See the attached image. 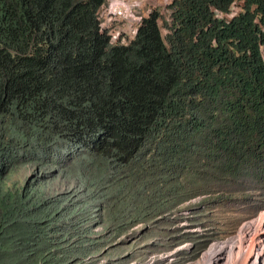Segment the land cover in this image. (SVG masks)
<instances>
[{
    "label": "trees",
    "instance_id": "obj_1",
    "mask_svg": "<svg viewBox=\"0 0 264 264\" xmlns=\"http://www.w3.org/2000/svg\"><path fill=\"white\" fill-rule=\"evenodd\" d=\"M105 2L0 0V264L191 260L211 205L264 195V0H173L125 45Z\"/></svg>",
    "mask_w": 264,
    "mask_h": 264
},
{
    "label": "rangeland",
    "instance_id": "obj_2",
    "mask_svg": "<svg viewBox=\"0 0 264 264\" xmlns=\"http://www.w3.org/2000/svg\"><path fill=\"white\" fill-rule=\"evenodd\" d=\"M161 31L162 34L164 35L165 27L162 24V22H161ZM218 188L220 189V191L226 190L224 186L216 187V189ZM251 193L254 194V195L249 194L252 202L251 204L246 203L249 200V196L245 194V196L242 198H236L230 200L229 202L221 203L217 207H213L211 205V210H210L211 213L208 216H206L205 219L209 222V225L212 227L213 232L215 234L217 233V235H215V237L209 243V245L194 259L188 260L185 254L183 255L175 254L178 250H184V249L189 250L190 248L186 244L182 245L176 250H170V251L165 250L161 252H156V251H151L152 249L151 240L138 244V242H133L135 240V237H132L128 241V244L130 245L128 248H124L116 251L115 256L102 257L99 260V262H97V264H109L113 262L115 258H119V257H122V259L125 258L126 260H129L128 264H191L193 262H196L197 260L199 261L203 256L204 251H206L213 243L215 242L218 243V241L223 242V240L226 241V239L233 236L236 237L240 228L243 226V224L245 225L247 221L253 222L254 220H259L264 217V214L262 215L264 206H262L257 211H255V207H254V205L260 204L262 203V201L264 203V195L258 197V195L260 194L262 195L260 191H258L257 193H255V191H251ZM262 197L263 199H261ZM198 199H193L191 201L196 202ZM192 209L194 208L192 207ZM191 210L190 208H185L182 210V213L188 216V213L191 212ZM259 215L262 216L260 217ZM186 222L188 221H183L179 223V225H183ZM200 229L201 227L198 226L196 230L200 231Z\"/></svg>",
    "mask_w": 264,
    "mask_h": 264
},
{
    "label": "built area",
    "instance_id": "obj_3",
    "mask_svg": "<svg viewBox=\"0 0 264 264\" xmlns=\"http://www.w3.org/2000/svg\"><path fill=\"white\" fill-rule=\"evenodd\" d=\"M173 0H106L98 11L101 31L108 35L109 43L125 45L132 41L142 18L153 9L159 8L166 22L172 12L169 5ZM237 11L235 3L227 13L214 10L215 17L229 19ZM168 32L165 28L164 35Z\"/></svg>",
    "mask_w": 264,
    "mask_h": 264
},
{
    "label": "bare ground",
    "instance_id": "obj_4",
    "mask_svg": "<svg viewBox=\"0 0 264 264\" xmlns=\"http://www.w3.org/2000/svg\"><path fill=\"white\" fill-rule=\"evenodd\" d=\"M246 223L236 237L213 243L191 264H264V217Z\"/></svg>",
    "mask_w": 264,
    "mask_h": 264
},
{
    "label": "clouds",
    "instance_id": "obj_5",
    "mask_svg": "<svg viewBox=\"0 0 264 264\" xmlns=\"http://www.w3.org/2000/svg\"><path fill=\"white\" fill-rule=\"evenodd\" d=\"M186 245H188V244H186ZM208 245H209V244H208ZM181 246H182V245H181ZM181 246H179V247H181ZM179 247H178V248H179ZM188 247H189V245H188Z\"/></svg>",
    "mask_w": 264,
    "mask_h": 264
}]
</instances>
